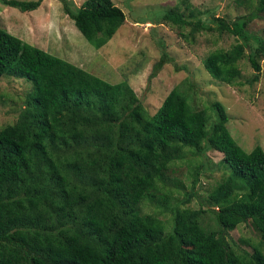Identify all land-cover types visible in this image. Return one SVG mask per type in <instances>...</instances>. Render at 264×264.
I'll return each instance as SVG.
<instances>
[{
  "label": "trees",
  "instance_id": "1",
  "mask_svg": "<svg viewBox=\"0 0 264 264\" xmlns=\"http://www.w3.org/2000/svg\"><path fill=\"white\" fill-rule=\"evenodd\" d=\"M0 1L20 12L41 2ZM263 10L264 0H257L246 14L203 22L175 5L162 19L188 26L193 35L235 37L201 59L211 78L233 84L243 57L254 71L251 79L257 78L264 39L245 27ZM64 12L94 48L125 18L112 0H83ZM166 59L161 51L151 77ZM3 75L24 79L30 89L15 120L0 127V264H264V149L246 151L235 142L219 102L210 104L214 119L208 122L204 109H193L175 86L148 114L125 81L109 83L0 27ZM209 149L221 153L226 168L206 194L216 230L191 218L184 236L192 242L183 245L164 221L141 211V203L153 201L172 221L176 206L195 194ZM184 152L190 189L168 206L165 173ZM241 224L253 227L256 240L231 239L229 231Z\"/></svg>",
  "mask_w": 264,
  "mask_h": 264
},
{
  "label": "rangeland",
  "instance_id": "2",
  "mask_svg": "<svg viewBox=\"0 0 264 264\" xmlns=\"http://www.w3.org/2000/svg\"><path fill=\"white\" fill-rule=\"evenodd\" d=\"M82 1L41 0L38 7L28 12H20L0 1V27L109 83L125 81L148 114L156 110L175 86L187 95L193 109H204L208 122L214 119L210 104L219 102L228 116L226 126L235 142L246 151L254 145L264 149V59H257L260 68L256 80L251 79L254 71L243 57L236 61L240 74L235 82H220L205 71L201 59L215 48L229 47L235 37L216 31H196L193 35L188 26L178 27L162 19L163 12L175 5L184 13L198 11L190 20L198 17L205 22L216 16L232 19L253 10L257 0H112L124 12V22L99 48L83 38L64 12L65 7L74 10ZM184 5L188 6L187 10ZM245 29L264 39V10L257 12ZM161 51L167 59L151 77L150 71ZM29 89L30 84L22 78L0 77V127L15 120ZM185 155L187 152L184 158L174 159L165 173L170 179L165 189L170 197L168 206L180 201L183 192L190 189L192 168ZM220 158L221 153L212 149L201 157L205 169L195 183V194L188 202L176 206L172 221L171 213L160 212L153 201H143L141 211L153 213L164 221L166 229L176 231L183 245L192 242L189 234L184 236L191 218L196 217L202 227L216 230L205 201L209 189L225 174ZM228 234L236 241L241 237L255 240L258 237L250 224L238 225ZM240 245L250 250L247 245Z\"/></svg>",
  "mask_w": 264,
  "mask_h": 264
}]
</instances>
